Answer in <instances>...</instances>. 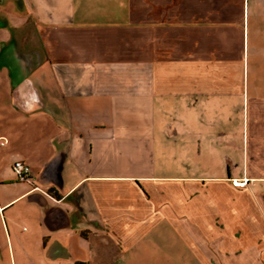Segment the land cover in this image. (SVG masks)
I'll return each mask as SVG.
<instances>
[{"label":"crops","instance_id":"obj_1","mask_svg":"<svg viewBox=\"0 0 264 264\" xmlns=\"http://www.w3.org/2000/svg\"><path fill=\"white\" fill-rule=\"evenodd\" d=\"M0 41V148L32 168L0 219L36 264H133L159 227L264 264V0H0Z\"/></svg>","mask_w":264,"mask_h":264},{"label":"rangeland","instance_id":"obj_2","mask_svg":"<svg viewBox=\"0 0 264 264\" xmlns=\"http://www.w3.org/2000/svg\"><path fill=\"white\" fill-rule=\"evenodd\" d=\"M1 43V41H0ZM3 71L0 69V83H3ZM1 101V100H0ZM12 126L15 127V123L5 122V120L0 116V134L5 133L7 128ZM18 126V125H17ZM11 129V128H10ZM14 147V142L7 147L0 148V177H7L6 185L0 184V196L2 194V189L7 190L9 195L13 196L18 193L21 184L30 183L29 180L18 181L15 175L12 173V167L9 170V162L7 160V155L10 154L9 151ZM10 177H13L12 182ZM2 180H0L1 182ZM6 186L7 189L4 187ZM14 208H12L13 210ZM2 213V210H1ZM7 228L1 223L0 219V264H36L34 261L37 252L29 248L20 247L13 239L10 240L8 234L6 235ZM151 243L149 244V249L142 254L136 250L133 257V264H191V261H185L181 258L178 243L175 237L168 233L163 227H159L158 230L153 232L150 236ZM12 242V243H11ZM44 264H49L47 261Z\"/></svg>","mask_w":264,"mask_h":264},{"label":"built area","instance_id":"obj_3","mask_svg":"<svg viewBox=\"0 0 264 264\" xmlns=\"http://www.w3.org/2000/svg\"><path fill=\"white\" fill-rule=\"evenodd\" d=\"M12 171L18 181L29 180L32 176L31 166L21 159L14 160L12 164Z\"/></svg>","mask_w":264,"mask_h":264},{"label":"trees","instance_id":"obj_4","mask_svg":"<svg viewBox=\"0 0 264 264\" xmlns=\"http://www.w3.org/2000/svg\"><path fill=\"white\" fill-rule=\"evenodd\" d=\"M76 264H85V263H83V262H77Z\"/></svg>","mask_w":264,"mask_h":264}]
</instances>
